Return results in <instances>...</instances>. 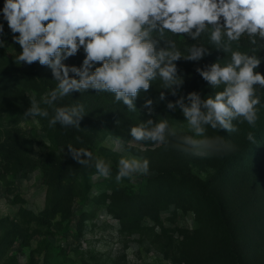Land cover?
<instances>
[{
	"label": "rangeland",
	"instance_id": "374dc122",
	"mask_svg": "<svg viewBox=\"0 0 264 264\" xmlns=\"http://www.w3.org/2000/svg\"><path fill=\"white\" fill-rule=\"evenodd\" d=\"M3 4L4 0H0V10ZM0 24H3V32L9 30L2 11ZM4 41L5 46L0 47V96L6 94L7 97L0 100V223L4 227L18 224L24 238L15 239L0 264H187L188 254L194 256L195 264H202L215 248L209 243L215 235L212 217L205 213L204 203H200L194 193L186 196L175 186L168 185L165 179L170 177L160 171L167 167L188 169L201 179L203 185L210 184L213 189H219L226 195L227 205L235 210L240 227L254 228V223H260L261 230L257 233L262 234L264 179L250 173L260 162L255 161L254 146L246 138L251 132L248 129L254 127L246 122L237 123L239 131L236 133L208 127L207 137L221 138L222 142L201 145L188 152L175 146L178 139H173L168 146L129 147L131 137L119 136L105 125L95 127L94 122H88L84 130V149L110 161L111 176L100 177L94 167H87L80 173L67 200L47 182L39 166L30 171L24 164L23 167L15 164L10 160L11 135L22 137L25 154L34 163L51 158L55 162L82 167L59 143L58 124L49 127L52 109L42 100L56 86L53 76L41 82L44 75L39 65L34 72L37 81L32 82L19 71L32 65L15 64L14 57L19 50L12 42ZM64 63L74 66L77 62L70 57ZM198 93L203 98L201 92ZM91 94L92 90L78 93L85 102V110L91 105L88 102ZM31 99L49 111L48 118L23 117ZM258 107L259 119L255 127H264V112L261 111L264 100ZM149 118L144 114L132 117L138 124ZM151 118L157 121L168 118L170 126L177 130V137L187 135L203 139L189 130L179 107L175 111L155 109ZM110 135L121 138L122 142L117 144L109 140ZM259 135L264 136V130L254 135L255 139H259ZM122 156L148 159L150 174L118 183L115 179L117 163ZM20 166L22 169L18 171ZM170 181H173L172 177ZM126 193L141 195L144 201L140 215L132 216L127 211L124 205ZM150 197L152 201L148 200ZM55 202L62 203L66 214H71L66 219L60 214L50 226L31 222L20 214L21 207L40 213ZM245 215L249 221L243 222Z\"/></svg>",
	"mask_w": 264,
	"mask_h": 264
},
{
	"label": "clouds",
	"instance_id": "9594fccd",
	"mask_svg": "<svg viewBox=\"0 0 264 264\" xmlns=\"http://www.w3.org/2000/svg\"><path fill=\"white\" fill-rule=\"evenodd\" d=\"M0 11L14 42L20 46L14 63L38 62L51 69L56 86L42 100L52 109L49 127L59 124L63 128H80L86 115L83 104L57 106L58 101L74 92L95 90L112 94L114 101L122 102L129 112L138 111L135 101L139 93L149 91L156 80L176 96L184 82L176 62L200 61L210 52L203 44H192L185 55L174 40L166 39L169 34L192 41L207 34L215 49L230 54L226 62L217 59L196 69L211 88L222 90L204 98L192 91L167 103L169 110L179 107L189 130L196 137H203L199 140L187 135L177 137L168 118H151L154 101L146 99L142 107L150 118L130 128L129 147L168 146L178 139L175 146L188 152L222 142L221 138L207 137L208 127L236 133L237 123L256 126L261 105L256 86L264 88V74L256 71L262 62L257 52L264 48V0H4ZM243 37L254 46L250 51L238 50ZM4 46L5 41L0 39V47ZM81 48L85 57L80 67L64 63ZM165 99L161 91L159 100ZM23 117L48 118L49 111L31 99ZM246 138L256 142L252 132ZM108 139L122 142L111 135ZM67 149L79 165L92 166L98 176L110 178V161L84 148L68 145ZM149 174L148 159L122 156L115 179L119 183Z\"/></svg>",
	"mask_w": 264,
	"mask_h": 264
},
{
	"label": "trees",
	"instance_id": "16d2710c",
	"mask_svg": "<svg viewBox=\"0 0 264 264\" xmlns=\"http://www.w3.org/2000/svg\"><path fill=\"white\" fill-rule=\"evenodd\" d=\"M0 39L12 42L14 47L20 51V46L14 42L13 33L10 29L3 32V34L0 35ZM166 39L174 40L177 43L178 49L185 55H187L186 49L192 44H203L205 47L209 48L210 52L209 55L205 56L200 61H186L184 59H180L176 62L178 74L183 77L184 81L183 85L178 89V94L176 96L171 95L168 90L163 89L162 82L160 80H156L152 82L149 91L144 92L141 90L139 93L135 101L137 109L140 110L139 113L138 111L129 112L127 107L123 105L122 102L119 103L114 101L112 94L104 92L97 93L95 90H92L91 97L88 99V102L91 105L85 110L86 115L80 121V128H63L58 124L59 131L57 133V139L59 143L66 148L68 145H72L76 149L84 148V130L85 124L88 122H94L95 127L105 125L111 132L125 138H130V135L127 134L129 126L138 125L132 117L138 118L142 114L148 115L145 112L147 109L142 107L146 99H153L154 111L155 109L163 111L167 109L168 102H175L180 95L196 91L201 92L204 98L208 95L214 94V92L218 89L211 88L208 83L204 81L196 72V69L198 67L204 68L206 65L216 62L217 59H221L222 63L226 62L230 54H225L222 51L215 49V47L209 42L207 34L196 41H192L187 37L173 36L171 34H169ZM261 43H264V41H261ZM161 46H164L163 41H161ZM252 47L254 46L250 45L247 37H243L240 41L238 50L250 51ZM233 48L236 49L237 46L233 44ZM257 55L262 58V62L256 71L264 74V48L260 49L257 52ZM84 57L85 53L81 48L80 51L73 56L77 62L74 66L80 67ZM31 65L32 66L29 69H20L19 71L24 76H27L32 82H36L37 79L34 76V72L37 70L39 63L34 62ZM41 70L44 76H42L40 81L42 82L45 79H50L52 74L49 71V68L41 66ZM256 87L257 94L260 95L261 100L263 101L264 88H259L258 86ZM161 91H163L166 96V99L163 101L159 100ZM6 97V94L0 96V100L1 98L4 100ZM77 103L84 104L85 102L82 101L81 96H78V92H74L71 96H67L63 98V100L58 101L57 106H71ZM261 111L264 112V107L261 108ZM248 130L256 135L264 130V127H254V129L249 128ZM17 131L19 132V130ZM11 137L12 144L10 160L15 162L17 165L21 164L22 167L23 164L28 166L30 171L39 166L44 172L47 182L64 196V200H67L66 197L71 192L70 190H73L75 187V182L80 173H82L87 167H78L69 163L55 162L51 158H43L34 163L33 159L29 156L27 157L25 154V149L22 147L21 142L22 137H16L15 135H11ZM250 145L254 146L255 149V161L260 162L255 167V170L250 173L261 176L264 179V136L259 135V139H256L254 144L250 142ZM22 167L20 166L18 171L22 169ZM160 171L170 177L169 179L168 177L165 179L168 185L175 186L186 196L191 192L194 193L196 197H198V201L200 203H204L203 208L205 209V213L212 217L211 220L214 226L215 235H212L214 237L209 240V243H213L215 248L209 255V258L203 261L202 264H264V229H262V234L257 233L261 230L260 223H254V228H241L238 222V217L234 213L235 210L231 209L225 201L226 195L220 193L221 191H219V189H213L210 184L203 185L201 179L192 174L190 170L167 167ZM171 177L173 178V181H170ZM148 200L152 201V198L150 197ZM143 201L144 200H141V195H139V193H126L124 197V205L126 206L129 214L132 216H137L142 213L140 206ZM136 202L139 203L137 204ZM68 210L70 212V208ZM20 214L23 218H28L31 222L50 226L60 214H63L66 219L71 213L66 214L62 203L59 204L55 202L50 203L49 206L40 213H35L30 209L21 207ZM245 219L246 221H249L247 215L243 217V222ZM249 230L252 231L251 234H248L250 232ZM18 237L24 238L18 224H14L11 227H4L0 223V259L4 257L5 251L13 245L15 239ZM187 258V264L196 263L194 256L191 254H188Z\"/></svg>",
	"mask_w": 264,
	"mask_h": 264
}]
</instances>
